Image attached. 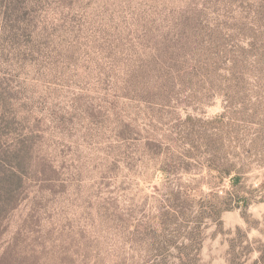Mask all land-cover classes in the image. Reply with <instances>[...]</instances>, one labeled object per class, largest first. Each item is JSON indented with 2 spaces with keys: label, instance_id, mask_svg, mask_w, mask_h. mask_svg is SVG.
<instances>
[{
  "label": "rangeland",
  "instance_id": "obj_1",
  "mask_svg": "<svg viewBox=\"0 0 264 264\" xmlns=\"http://www.w3.org/2000/svg\"><path fill=\"white\" fill-rule=\"evenodd\" d=\"M0 264H264V0H0Z\"/></svg>",
  "mask_w": 264,
  "mask_h": 264
},
{
  "label": "trees",
  "instance_id": "obj_2",
  "mask_svg": "<svg viewBox=\"0 0 264 264\" xmlns=\"http://www.w3.org/2000/svg\"><path fill=\"white\" fill-rule=\"evenodd\" d=\"M217 171H218V176L217 177H219V178H223L224 176L229 175L227 171H225V170L223 171V169H221V168H219ZM238 175L239 174H236L235 176L231 177V183L232 184L238 183V181L240 179V177ZM240 201H242L243 206H247V201H248L247 198L243 197V198H241ZM230 208H232V206H229L228 203H225L224 205L212 207V211H214L216 213H219L222 210L230 209Z\"/></svg>",
  "mask_w": 264,
  "mask_h": 264
}]
</instances>
